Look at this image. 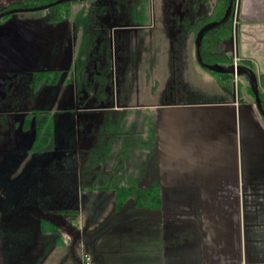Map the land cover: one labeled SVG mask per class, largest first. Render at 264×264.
<instances>
[{"label": "crops", "instance_id": "crops-1", "mask_svg": "<svg viewBox=\"0 0 264 264\" xmlns=\"http://www.w3.org/2000/svg\"><path fill=\"white\" fill-rule=\"evenodd\" d=\"M136 1L110 6L107 0L103 4L82 0L70 6L68 18L56 23L53 37L76 38L70 44L76 45L73 62L81 63L80 70L87 75L76 90L89 102L75 107L80 118L70 124L71 131L65 134V121L53 120L58 161L69 156L78 169L60 174L56 183L64 184L68 193L72 184L76 195L71 200L57 186L51 200L46 196L35 201L26 193L40 185L23 184L26 196L0 203V264L16 254L36 261L38 257L28 253L43 248L47 255L30 264H84L83 255L90 257V264H264V118L256 102L257 92L264 94V0H234L228 16L230 38L236 20L232 62L236 56L239 68L231 95L220 89L222 76L215 79L198 70L203 67L189 27L210 14L216 0H147L146 5ZM149 17L165 26L167 37L161 40L165 54L144 56V43L125 36L117 41L120 57L132 56L127 49L136 43L135 62L161 61L162 56L172 69L188 66V76L199 84L197 99L117 106L114 86L86 82L94 77L88 75L96 68L92 64L99 65L96 55L106 57L112 35L128 28L142 30ZM208 83L212 93L206 90ZM29 155L27 149L25 156ZM58 167L57 172L66 170ZM128 184L157 186L158 210L133 206L123 213L115 210V187ZM80 186L93 207L102 204L91 196L107 198L106 211L91 208L90 213L82 209L79 214ZM35 210L60 228L51 232L42 223L35 226ZM61 211H75L77 223L69 222L65 214L56 216ZM82 221L94 224L85 227ZM131 225L133 234L124 242ZM179 228L188 248L177 262L170 248L176 233L169 230ZM102 237L106 243H101Z\"/></svg>", "mask_w": 264, "mask_h": 264}, {"label": "rangeland", "instance_id": "rangeland-1", "mask_svg": "<svg viewBox=\"0 0 264 264\" xmlns=\"http://www.w3.org/2000/svg\"><path fill=\"white\" fill-rule=\"evenodd\" d=\"M10 1L14 0H0V10ZM123 1L107 0V4L110 6L122 5ZM141 1H143L142 4L146 5L147 0ZM133 2L137 1L133 0ZM101 3L103 4V0ZM97 4H100V2ZM71 5L76 6L79 3ZM56 25L55 22H51L49 19V9L15 13L7 16L0 22V203L7 201L9 198L26 196V194L31 199H35V201L44 199L43 197L46 196L51 200L55 195L57 186H60L62 189L64 188V193H68L65 190L64 184L56 183L61 179L59 175L66 172L75 173V170H78L75 160L69 156H64L62 162L58 161V155L55 152L56 147L53 149L55 151L33 153L28 151L30 155L28 157L25 156L34 138L33 127L26 131L22 129L21 122L25 114L29 113V111L31 112L32 109H50L49 111L53 113V117L65 121V134H68L71 131L70 124L76 122L77 118H80V115L77 114L78 111L74 110L75 107L82 105L81 103L89 102L83 101L86 95L77 94L76 90L77 85L85 84L84 81L87 76L80 70L82 64L73 62L74 57L72 55L74 54V47L76 45L70 44H73V40L76 38L70 39L68 37L65 40H56L53 37ZM166 35L167 31L164 24L159 20L153 21L150 17L144 20V28L142 30L128 28L117 31L112 35L111 42H108V47H105L108 50L106 57L99 56L100 54L96 55L99 65H96V62L92 64V67L95 66L96 68L92 69L91 67V74L88 73V75H93L94 77H90L86 82H90L94 86H114V100L117 106H121L123 103L134 107H137V104H150L154 106L159 102L172 103L183 102L186 99H197L196 97H198L197 95L200 92L198 88L199 84L195 78L188 76V66L185 65L184 70L172 69L169 66L170 62L162 56H159L161 61L143 62L142 64L138 61L135 62L134 54L137 46H135L136 43L134 42L127 49L128 53L131 52L133 54L132 56L126 55V53L121 54L122 59H125L127 56L126 62L122 61L117 51V41L120 37L126 36L137 37L144 43V56L162 55L165 54L166 48L164 45H161V40H166ZM228 38L225 37V39L218 43V49L232 60L233 39ZM111 56L113 58H110ZM71 64H73L72 71L68 70ZM38 70L51 71L52 76H56V81L53 84H40L33 87L31 84L33 73ZM198 70L208 75L210 74L215 79L218 77L217 74H212L204 68L200 67L199 69L198 67ZM71 76H73V79ZM200 84L202 86V83ZM212 86V84L208 83L206 90L212 93ZM188 90L190 91L189 93ZM78 98L79 101H77ZM83 164L84 162H82V166ZM58 166L66 170L57 172ZM67 177L72 178V175L68 174ZM63 178L65 179L66 177ZM23 184H31L32 186H38L39 184L40 189L28 191L25 194V190L21 186ZM15 185L16 189H14ZM118 187L122 186L115 188ZM32 194L33 196H31ZM77 194L80 197L79 214H81L82 209L85 214L90 213L91 208L106 211V206L103 203L106 202L107 198L103 196H91L93 199L97 198L98 203L102 204L101 207H93L92 203L88 201L87 192L85 189L83 192L81 186ZM68 195L71 200L76 195V190L72 188V184L70 185ZM176 195L175 191H173V196L176 197ZM172 205H175L176 208H181L178 203H173ZM35 206L36 210H41L40 207H37V204ZM129 207H132V205H124L121 213ZM35 216L40 219L43 217L38 211L35 212ZM102 216L100 215L97 218ZM38 218H35L33 224L39 227L41 221L39 222ZM82 222L85 227L94 224L89 221ZM97 222L98 224L102 223V221ZM42 223L48 224L46 222ZM114 226L112 230L118 228V224ZM127 228H130V231H128L124 242H127V237L130 233L133 234L134 226L131 225ZM169 232L176 233L173 234L174 244L170 246L171 252L175 254L177 262L182 261L179 256L183 255V248H188L187 239L183 236V231L180 228L179 231L169 230ZM106 241L107 238L102 237L101 243H106ZM5 242L6 238H4V244ZM183 243L185 246H183ZM28 254L31 255V258L34 256L35 258L38 257V259L36 261L32 259V261H28L25 255L16 254V256L11 255L12 261L9 263L30 264V262H37L43 259L47 255V252L43 248L42 251L37 250L33 254L30 252ZM27 257L29 258V256ZM5 263L9 264L7 259Z\"/></svg>", "mask_w": 264, "mask_h": 264}, {"label": "trees", "instance_id": "trees-1", "mask_svg": "<svg viewBox=\"0 0 264 264\" xmlns=\"http://www.w3.org/2000/svg\"><path fill=\"white\" fill-rule=\"evenodd\" d=\"M59 0H14L4 10H10L15 8H33L44 5H49L58 2ZM81 2V0H79ZM77 2V1H76ZM75 1L57 4L51 6L49 9V19L51 22L59 23L68 18L70 15L69 6L76 3ZM234 2V0H233ZM230 0H216L214 9L210 14L205 15L195 23L191 24L190 30L197 39V45L199 49V63L208 72L222 76L220 81V89L228 94H233L234 83L233 78L230 75L229 68L232 66V60L228 55L220 52L218 49V43L229 37L231 33V18L225 19L226 12L229 6ZM1 10L0 12L4 11ZM2 21V19L0 20ZM238 66V65H237ZM209 67H217L221 70L213 71ZM239 69V68H238ZM56 81V76H52L51 71H34L32 86L36 87L40 84L47 85L53 84ZM259 100V112L262 113L264 118V95L257 92ZM54 117L53 113L49 110L32 109L31 112L25 114L22 120V129L29 130L33 127L34 138L28 147L29 152H47L52 151L55 147L54 143ZM95 188L91 187L90 190ZM159 189L157 186L139 187L137 185H124L115 189V201L114 208L117 211L124 209V205H132L133 207H147L153 210L159 208ZM68 216L69 222L72 224L77 223L78 217L75 211H61L56 216L64 217ZM58 218V217H56ZM41 222L49 223L51 226L46 227L45 223H42L43 229H48L51 232L57 231L60 227L49 221L48 218L42 217ZM74 227V226H73Z\"/></svg>", "mask_w": 264, "mask_h": 264}, {"label": "water", "instance_id": "water-1", "mask_svg": "<svg viewBox=\"0 0 264 264\" xmlns=\"http://www.w3.org/2000/svg\"><path fill=\"white\" fill-rule=\"evenodd\" d=\"M73 0H59L58 2L56 3H53V4H49V5H45V6H41V7H36V8H32V9H18V10H12V11H9V12H6V13H3L0 15V19L4 16H8V15H12V14H15V13H20V12H36V11H39V10H45V9H49L51 8V6H54V5H57V4H62V3H66V2H71ZM232 3H233V0H230V4H229V7H228V10H227V14L225 16V19L226 20L228 18V16L230 15V11H231V8H232ZM199 49H198V45H197V55H198V58H199ZM210 70H213V71H219L221 69L217 68V67H209ZM230 75L232 76L233 79H235V77H237L236 75H238V72H239V69H238V66H230L229 68V71ZM258 97H256V102L258 104V108H259V100H257ZM174 217V216H173ZM181 219H186V217H179Z\"/></svg>", "mask_w": 264, "mask_h": 264}, {"label": "built area", "instance_id": "built-area-1", "mask_svg": "<svg viewBox=\"0 0 264 264\" xmlns=\"http://www.w3.org/2000/svg\"><path fill=\"white\" fill-rule=\"evenodd\" d=\"M237 11V4H235V11H233V12H236ZM237 13V12H236ZM235 22H236V20L234 19V24H235ZM233 24V27H234V30H233V37L232 38H234V41L236 40V30H235V25ZM236 62H238V58L236 57V56H234V59H233V65L236 67L237 66V64L238 63H236ZM236 78V77H235ZM264 95V94H263ZM90 257L88 256V255H83V257H82V259L81 260H83V263L84 264H90V259H89Z\"/></svg>", "mask_w": 264, "mask_h": 264}, {"label": "flooded vegetation", "instance_id": "flooded-vegetation-1", "mask_svg": "<svg viewBox=\"0 0 264 264\" xmlns=\"http://www.w3.org/2000/svg\"><path fill=\"white\" fill-rule=\"evenodd\" d=\"M73 1H77L76 3H79L80 1L79 0H73ZM82 1V0H81ZM11 2H13V1H10V2H8L7 4H6V6L4 7V8H7V6L11 3ZM72 2V1H71ZM66 3H68V2H66ZM75 3V4H76ZM63 4V3H62ZM230 4V3H229ZM45 6V5H44ZM72 6V5H71ZM232 6H234V2L232 3ZM41 7V6H40ZM70 7V6H69ZM4 8H2L1 10H4ZM33 8H36V7H33ZM52 8V7H51ZM18 9H25V8H15V9H10V10H4V11H2V12H0V15L1 14H3V13H6V12H9V11H12V10H18ZM26 9H32V8H26ZM50 9V8H49ZM0 10V11H1ZM69 10H70V8H69ZM49 14H50V12H49ZM8 16H10V15H8ZM7 16H4V17H2L1 19L2 20H4L5 18H6ZM0 19V20H1ZM1 22V21H0ZM116 189V188H115Z\"/></svg>", "mask_w": 264, "mask_h": 264}]
</instances>
